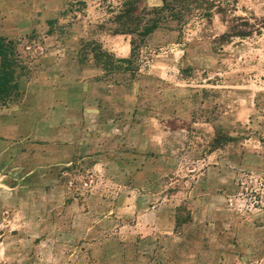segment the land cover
<instances>
[{"label":"rangeland","instance_id":"374dc122","mask_svg":"<svg viewBox=\"0 0 264 264\" xmlns=\"http://www.w3.org/2000/svg\"><path fill=\"white\" fill-rule=\"evenodd\" d=\"M112 1L0 0L25 67L0 110L33 123L0 130V264H264V33L220 41L216 14L133 57ZM93 47L140 69L109 73Z\"/></svg>","mask_w":264,"mask_h":264},{"label":"trees","instance_id":"16d2710c","mask_svg":"<svg viewBox=\"0 0 264 264\" xmlns=\"http://www.w3.org/2000/svg\"><path fill=\"white\" fill-rule=\"evenodd\" d=\"M159 1L160 4L152 8L144 7L141 0H113L110 3L109 8L113 10L111 22L114 26L111 31L115 36L125 35L132 38L133 57H141L143 47L156 32L164 29L184 33L194 20L210 21L216 14L222 16L223 21L228 24V33L221 36L220 41L244 40L262 36L264 33V17L236 15L239 10L237 0ZM86 51L96 52V64H102L109 73L135 74L140 69V64L134 63L132 58L115 59L100 47ZM103 57H106L104 61ZM24 74L25 67L21 65L17 43L0 36V88L4 87L6 90L4 95H0V100L10 102L13 95L19 93V78Z\"/></svg>","mask_w":264,"mask_h":264},{"label":"crops","instance_id":"0c3cea01","mask_svg":"<svg viewBox=\"0 0 264 264\" xmlns=\"http://www.w3.org/2000/svg\"><path fill=\"white\" fill-rule=\"evenodd\" d=\"M22 77L19 78V92L21 91ZM9 103L11 101L7 102V105ZM0 119V130H8L10 132L8 138L10 139L29 137L33 134V123L22 114L18 106L11 105L9 108L0 110Z\"/></svg>","mask_w":264,"mask_h":264}]
</instances>
